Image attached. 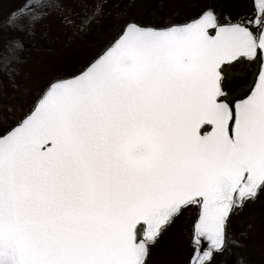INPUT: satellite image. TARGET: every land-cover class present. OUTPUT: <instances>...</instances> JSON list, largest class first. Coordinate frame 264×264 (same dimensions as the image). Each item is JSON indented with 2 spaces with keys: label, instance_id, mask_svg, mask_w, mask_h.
I'll list each match as a JSON object with an SVG mask.
<instances>
[{
  "label": "snow or ice",
  "instance_id": "6c2138e0",
  "mask_svg": "<svg viewBox=\"0 0 264 264\" xmlns=\"http://www.w3.org/2000/svg\"><path fill=\"white\" fill-rule=\"evenodd\" d=\"M111 2L119 29L80 70L50 79L21 118L0 108L13 121L0 133V264H148L189 209L186 264H212L230 255L231 217L264 195V0L247 20L207 7L162 25L138 18L146 0ZM53 13L86 31L103 10L24 0L0 31L32 35ZM23 48L10 37L0 71L17 73ZM237 66L250 79L229 91Z\"/></svg>",
  "mask_w": 264,
  "mask_h": 264
},
{
  "label": "rangeland",
  "instance_id": "374dc122",
  "mask_svg": "<svg viewBox=\"0 0 264 264\" xmlns=\"http://www.w3.org/2000/svg\"><path fill=\"white\" fill-rule=\"evenodd\" d=\"M24 0H0V21L15 10ZM102 7L103 15L98 23H93L86 31H77L68 26L59 14L53 13L41 20L32 35L14 32L4 28L0 31V50L12 36L19 37L24 45L20 55L23 62L18 72L9 77L0 71V108H11L14 119L21 118L30 108L33 100L43 86L54 77L68 76L80 70L119 29L120 20L111 0H92ZM148 15L138 18L151 20L162 25L168 22H183L195 16L202 9L214 7L220 13L232 19L247 20L254 11L253 0H170L162 10H154L155 0H146ZM218 3V4H217ZM232 72L239 74L233 75ZM245 69L237 66L230 71L225 87L232 91L250 79L244 75ZM13 121L0 119V133H3ZM195 209L187 210L164 233L152 248L148 264H186L189 255L190 225ZM230 255L216 256L212 264H264L255 261V249H264V195L255 202L248 203L229 221Z\"/></svg>",
  "mask_w": 264,
  "mask_h": 264
},
{
  "label": "bare ground",
  "instance_id": "6f19581e",
  "mask_svg": "<svg viewBox=\"0 0 264 264\" xmlns=\"http://www.w3.org/2000/svg\"><path fill=\"white\" fill-rule=\"evenodd\" d=\"M255 261L257 263H262L264 262V249L261 251L259 249H255ZM250 264V263H248Z\"/></svg>",
  "mask_w": 264,
  "mask_h": 264
},
{
  "label": "trees",
  "instance_id": "16d2710c",
  "mask_svg": "<svg viewBox=\"0 0 264 264\" xmlns=\"http://www.w3.org/2000/svg\"><path fill=\"white\" fill-rule=\"evenodd\" d=\"M219 1V3H221L222 2V0H218ZM218 4V3H217Z\"/></svg>",
  "mask_w": 264,
  "mask_h": 264
},
{
  "label": "water",
  "instance_id": "95a60500",
  "mask_svg": "<svg viewBox=\"0 0 264 264\" xmlns=\"http://www.w3.org/2000/svg\"><path fill=\"white\" fill-rule=\"evenodd\" d=\"M253 3H255V0H253ZM22 5V4H21Z\"/></svg>",
  "mask_w": 264,
  "mask_h": 264
}]
</instances>
